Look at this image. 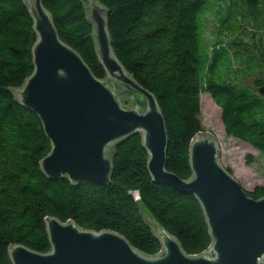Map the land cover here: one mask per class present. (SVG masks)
I'll list each match as a JSON object with an SVG mask.
<instances>
[{"label": "trees", "instance_id": "obj_1", "mask_svg": "<svg viewBox=\"0 0 264 264\" xmlns=\"http://www.w3.org/2000/svg\"><path fill=\"white\" fill-rule=\"evenodd\" d=\"M98 1L108 8L115 56L158 100L169 138L168 170L182 179L193 175L190 145L203 130L204 92L221 107L227 135L264 153V95L259 90L264 79L257 78L254 89L243 86L240 79L233 81L238 80V73L224 76L217 72L226 47L231 41L236 46L245 34L247 27L237 20L249 16L260 23L264 0H232L225 7L209 6L211 0ZM43 5L52 15L60 39L81 55L97 78H104L106 72L98 61L82 1L43 0ZM208 12H214L220 22L212 41L207 35L209 22L204 19ZM35 39L33 21L23 1L0 0V264H12L10 243L42 253L50 250L47 216L62 222L72 220L87 230L117 232L143 253L159 254L162 244L131 191H139L148 212L188 254L209 248L213 240L200 201L153 180L140 133L115 144L109 184L82 180L73 185L66 177L48 179L43 174L39 162L51 145L42 122L5 89L21 86L32 73ZM240 42L244 53L249 48ZM255 49L250 58L260 55L257 65L262 72L264 48ZM244 68L243 77L249 64ZM248 194L264 197V185Z\"/></svg>", "mask_w": 264, "mask_h": 264}, {"label": "water", "instance_id": "obj_2", "mask_svg": "<svg viewBox=\"0 0 264 264\" xmlns=\"http://www.w3.org/2000/svg\"><path fill=\"white\" fill-rule=\"evenodd\" d=\"M33 21V71L11 90L16 102L42 122L51 149L39 167L48 179L66 177L109 184L115 144L142 134L148 168L157 183L194 195L201 203L212 244L188 254L180 241L148 212L139 191H131L141 214L162 244L157 255L134 247L117 232L87 230L72 220L47 216L48 252L10 243L12 264H264V197H251L221 163L217 138L200 131L190 145L193 175L182 179L167 169L169 145L165 118L156 96L140 85L115 56L108 30V8L81 0L91 25L104 78H97L81 55L64 43L43 0H22ZM264 95V87L260 89Z\"/></svg>", "mask_w": 264, "mask_h": 264}, {"label": "rangeland", "instance_id": "obj_3", "mask_svg": "<svg viewBox=\"0 0 264 264\" xmlns=\"http://www.w3.org/2000/svg\"><path fill=\"white\" fill-rule=\"evenodd\" d=\"M231 1L232 0H211L209 6H220L221 4V6L225 7V4L229 5ZM204 19L209 22L210 26L207 35L209 41H212L211 36L213 32L220 28L218 16L214 12H208L204 16ZM237 23H241L247 27L245 34L237 40L239 43L236 46L231 41L226 47L227 50H224L223 55L220 56V65L217 72L218 74H224V76L228 75L229 72L238 73L236 74L238 80L236 78L234 80L232 79L233 81H239L240 79L243 86L255 89V80L257 78L264 79V69L262 72H258L259 66L257 64L259 62L258 59L261 58L260 55L257 57L258 59L256 57H250L254 56L253 51L256 50V47L264 48V20L259 23L249 16H243L237 20ZM202 28L203 26L201 29ZM252 28L262 30L263 32L258 33ZM201 38H203V35H201ZM240 41H243L244 45L247 44L249 48L245 50L244 53V47ZM247 59H249V62H245ZM247 63L250 66V70L246 71L245 73L247 74L243 77V69H245L244 66H246ZM228 66L231 69H229ZM262 87H264V85L261 86L260 89ZM201 104L200 119L203 128L202 131L212 133L217 138L221 151V163L227 169L232 170V174L247 190L252 191L256 186L264 185V153L241 139L227 135L222 120V109L215 102L210 93H202Z\"/></svg>", "mask_w": 264, "mask_h": 264}]
</instances>
